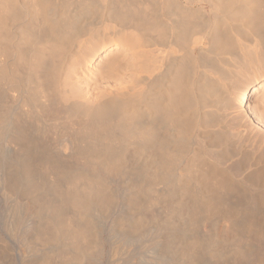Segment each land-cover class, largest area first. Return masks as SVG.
Returning a JSON list of instances; mask_svg holds the SVG:
<instances>
[{
    "label": "rangeland",
    "instance_id": "rangeland-1",
    "mask_svg": "<svg viewBox=\"0 0 264 264\" xmlns=\"http://www.w3.org/2000/svg\"><path fill=\"white\" fill-rule=\"evenodd\" d=\"M32 1L33 0H0V14L3 15V16L0 15V64H1L0 70H2V72L6 73V76L0 82V86L2 85L0 87V98H1L0 99V114H1L0 115V179H1L0 180V264H29V263L30 264H85V263L86 264H186L187 262H188L187 264H193V263L195 264V260L197 258L198 259L196 261V264H211V263L215 264L216 262H218L216 264H220V263L224 264L226 262V258H228L227 262H230L231 260H233V257H237V256H239L242 259L243 263L241 262L240 264H244V263L245 264H264V257L262 256L263 257V258L261 257L262 259L258 257V259H257L256 258L257 255H255L256 251L258 250V247L259 246L263 247V245H264V195H263L264 194V187H263L264 186V184H263L264 183V134H263L264 133V90L261 91L257 95V98H255V100L257 99V101L255 103L256 104V114L260 118L259 117H252L250 115L246 116V114H244L243 112L241 113V115H242L241 116L239 113V112H241V107H239L240 105L236 101H234L232 103L233 105H231L233 108L232 107L231 108L230 107L229 108H222V107L218 108V106H217L218 104H216V103H217V100L219 98L218 97V94L220 93L219 89L221 90V83L225 82V81H223L225 78L223 77V75L221 73H218L220 71L219 70L217 71L216 67L211 66V63H212L211 59H210L211 57H209V56H212V54L210 53L211 47L209 46V44H207V41L204 42L202 44V46H204V47H203V49H201V52L198 49L195 52H196V55L197 54L199 55V57L203 56L204 59L206 61H208L210 64L203 66V68H202L203 71H200L201 73L196 71L197 74L195 76H192L191 80H193L196 83L198 81L197 86L200 83V81L202 83V84L201 83L199 84L200 86L205 84V82L211 83L212 86L214 84V89L212 88L211 90H209L208 94H210V96H209L210 99L207 96V98H206L207 101H206V99L202 95L201 99H200L201 101H199L200 106L195 107V105L194 106L192 105L191 107H189L187 109L185 115L187 114L186 116H189L188 119L193 120L196 123V125L192 124L191 123L192 121H191L190 122L191 125L190 124L186 125L189 128V130H187V133L184 132L186 136L182 135L184 133H181L180 132L181 130L179 131V127H178V124L176 122L171 123L170 124L171 126H168L167 124L165 125L164 123H170V121H169L170 118L165 119V117H166L165 115L157 114L158 112H156V109L153 107H151V109H150V107H148V108L144 107L145 106L144 103L146 100L145 98H147L146 94H145V90L148 87L146 84L148 82L147 79L151 74V70L153 69L152 67L153 66L155 67V65H156V62H154L155 63V65H154V63L152 62L153 63L152 64L150 61V60L155 61L154 58L151 59L150 56L153 57V55H151V54H154L153 49L155 48L156 44L155 45L153 44L154 47L150 44L152 43L151 38L154 39L155 38L154 36H156L155 35L156 33L154 34V36H152L153 32L148 31L147 34L151 35L150 38L148 35L144 34L146 32H144L141 36L139 34L140 38L142 37V39H140V40L141 41L144 40L143 41L144 43L149 44V47L145 48L142 46V44H140L141 41H138L139 43L136 41H132L133 40L131 37L132 35H130V33H129L130 29H128V30L127 29H122V30L118 29L117 31H113V30L110 31L108 29L105 30L104 29L105 26L106 25L108 26V24H109V23H107L109 21H105L102 24H97V26H99V27L96 26V28H93V31H90V32L88 31L89 33H87V32H86V34L82 33L84 35L79 34V36L77 34L76 35L77 37L76 36L74 37V35L71 34L72 36L70 35L71 37H69V39H68L67 34L69 35V31L72 30V27L70 28V26L74 27L75 24H76L75 26H78L77 23L80 24L79 14L77 13V10L76 11L74 10L76 8L78 9V7L80 6L79 0H75L74 2L72 0H68L69 4L67 5V7H68V10H71V14H70L71 17L67 16L68 19H66L67 17H64L65 20H63L64 18L63 19L57 18L58 15H56V13H55V9L57 7L54 4L56 0H52L53 2L50 0L51 2H50V4H48L50 6L48 7V5H47V8H49V10L47 11V16L49 15L48 18H51L52 21H54V20L57 21L60 25H62L61 27H63L62 28L63 30L66 29L65 27H69V28H67V31L66 30L64 31L66 33V34L63 33V35H62V37H63L62 39H64V40L59 45H62L63 49H65L66 45H68L69 46L68 49L69 50L71 49V50L70 51L67 49L62 50V48H61L62 46H61L60 47L61 49H58V51H56V53H55L54 50H51V48H50V42H47L46 46H45V44H40V45L37 44L36 46H41L42 48H45V49H47L46 47H48V51L44 49L45 52L47 51L44 56L46 57L47 60H49L50 64H52V66L58 64L57 61L64 56V58H65V59H63L64 64L62 63L61 67L57 70V72H56L57 73V78H56L57 80L54 79V81L56 80V83L58 86L66 89L65 91L62 90L65 94L64 97H62L63 101H65V102L75 101L77 103L79 102V104H80V105H77L75 107L77 111H75V109L72 110V112H73L72 118L84 117V113H85L84 106L86 105V103H87V105L89 104V105L95 106L96 104H99V103L101 104V103L105 102L108 97H114V98H118L119 101H117V102L112 101L111 107H112V104L114 106V103L116 106H118L117 110H119V112L121 113V116L123 115L122 116V118L124 119L123 122L126 124V128H124L125 127L124 123H121V124L119 123L120 129L121 130L125 129L124 131H118L119 128H118L117 122L114 123L115 126L114 125L111 126V128H110L111 132H109V134L106 137L108 143L105 142L106 140H104L102 143L100 141L98 142V140H97V141H95L97 143H95V142L92 143L93 146H92V144L90 145L89 150H86V147H84V146H86V144L83 145V143H82V145H81L82 150H81V146H79V150H81L82 153H75V152L71 151V148L68 144V141H64L62 143V154L61 153L59 154L56 152V149L54 148V146H55L54 143H55V138H56L55 131L57 130V132H61V133L66 132V131H72V132L76 133L78 131H75V130H79L76 125H72V124L68 123V121H66L65 118H64V120H63V118H61L62 121H58L57 125H54L52 127L53 130L49 129L46 131L45 125H42V122L40 120H38V123H37L36 120L33 119L36 116H34V117L32 116L29 119H26V121H25L26 123L22 122L24 120L19 118V114H20L19 110L21 111V109H20L21 105H23V108L25 110L34 111V108H33V105L31 102L30 103L26 102L25 104L24 103L22 104L20 99H18L21 96H23V94L24 95H27L30 93L35 94L34 93L35 91L30 89L29 85L27 84V80L25 78V77H27L26 76L27 72L25 71V68H24L25 63L22 62V60H23L22 57H24V54H25V56H27L29 54H34V53H31L32 46H34V45H32V43L25 42L26 40L24 41V39L26 38L24 35L26 33H24V31H23V29L25 28L23 26L26 25V27H27V22L29 21L28 11H30L34 7V4L32 3ZM92 1H94V0H92ZM99 1L103 4L106 0H99ZM178 1L183 2L184 0H178ZM75 3H77L78 5L77 4L75 5ZM73 5L76 6V7L74 6L75 7L74 9H73ZM140 5L142 8L143 5L142 4H140ZM149 5H150V3H149ZM202 6L204 9L203 12H205L207 15V16L205 15L206 17H208V15L210 16L212 14L213 15L211 16V18H214L215 16H217L213 12V10L210 8V5L208 3L204 2V3H202ZM143 7H145V5ZM209 8H210V10H209ZM10 9H12V10H10ZM13 9H14V11H13ZM95 10H96L95 8H92V11H94L93 13L97 16ZM149 10L150 11H148V12L151 14L152 17L150 16V14H148L150 17L148 15L147 16L149 19L148 22L151 23L153 20L152 19L153 18V15H152L153 12L151 11L152 9H149ZM26 14H28V15H26ZM94 14L93 15L91 14V15L94 17L95 16ZM4 15H5V17H4ZM66 21H70V22H66ZM262 21H264V19H262L260 22H258V23H260L259 26L261 25V27L263 26ZM64 22H66V23H64ZM71 22H73V23H71ZM70 23H71V25H70ZM63 24L64 25L68 24V25L64 27ZM238 26L236 27V30H231V31L228 30L231 32V36H233V37H231L229 35L230 32H228L226 30V29H228L226 27V25L223 24L220 26L221 32H222L221 29H223L222 34L224 32H226L227 34H224V35H227V37L230 36L231 39L234 38V42L237 41L236 43H238V45L236 46V50H235L236 53H234L232 55L227 54L228 56H226L229 59V63H230L227 66V69L229 70V72H231V77H228L227 78L228 80L227 79H225V80H226V82L231 80L230 84H229V82H228V84H229L230 93H233V94H240L243 91V88L245 86H247L253 79L264 74V61H263L264 60V57H263L264 56V51H263L264 50V43H263V39H261L262 36L264 37V35H263L264 33L261 31L260 32L258 31V33L262 34L261 37H259L258 35L257 36L255 35V37H252V35L248 37V35L247 36L243 35L242 34L243 32L241 33V30H243V27L242 26L238 27ZM79 27H81V26H79ZM244 27H246V26H244ZM261 27H259V30L262 29ZM68 29H70V30H68ZM239 29H240V31H238ZM262 30L264 31V28ZM237 31L240 32V34ZM92 32H94V33H92ZM98 32H100V33H98ZM101 32L104 33V34L102 33V35L107 36L106 39H102ZM115 34L117 37L115 36ZM143 35H145V36H143ZM241 35H242V37L245 36V38L242 39V37H240ZM113 36L116 38L114 39ZM195 37H199V34L196 33ZM129 38H130V41L128 40ZM22 39H23V41H22ZM125 39L129 42L130 45L132 43L133 44L131 46L127 45L128 47L125 46L128 43ZM145 39H147V41H150V42L147 43V41H145ZM235 39H237V40H235ZM245 39L246 40L248 39L247 43H246ZM249 39L251 40V42ZM257 41H259V42L257 43ZM67 42L69 44H67ZM253 43L255 46L253 45ZM111 45H114L115 48L112 50L106 51V50H108V48ZM232 45H233V42H232ZM248 45H250V47ZM57 48H59V47H57ZM237 48H239V49H237ZM84 49H86V50L84 51ZM60 50H61V52H64V51L66 52V50H67V53L64 52L65 55L63 53L61 54ZM206 50L208 51V54H210L209 56H207L208 54H206L207 53ZM242 50H243V52H242ZM86 51L88 53V57H87V55L86 56L84 55V52L86 53ZM58 52H60V53H58ZM244 52H245V54H244ZM89 53H91V54H89ZM48 54L51 56H47ZM139 54H140V56H139ZM141 55H143V57ZM45 57H44V59H45ZM85 57H87V59ZM208 58H209V60H208ZM248 60H250V61H248ZM17 61H19L21 63H19ZM143 61H144V63H143ZM245 62H246V64H244ZM18 63H19V65H17ZM68 64H69V66H68ZM115 65H117L116 67L122 68L123 71L121 69H120L121 71L118 70V74H121V77H119L120 75H117V76L115 75V74H117V70L115 71L116 68L114 67ZM146 65H148V67ZM2 67H4L5 69L4 68L2 69ZM113 67H114V69H112ZM146 69H147V71H145ZM244 69H245V71H244ZM113 72H115V73H113ZM119 72H121V73H119ZM58 73H59V75H58ZM147 74H149V75H147ZM128 75H130V76H128ZM118 80L121 82L119 83ZM219 82H220V85H219ZM200 86H198V87L201 88ZM230 86L232 87V89H230ZM152 87H153V90L151 88L149 89L150 95H148V96L150 98L153 96V94L155 93V90H156L155 89L156 86H154V83L152 84ZM26 89L30 90L31 92L28 93L29 91H26ZM129 89H131V90H129ZM132 91H134V92H132ZM105 92H106V94H105ZM35 95H32V97ZM37 98L39 99L40 97H37ZM34 99H36V98H34ZM38 99L35 102L38 103L40 100V99L39 100ZM19 103H21V104H19ZM83 103L85 105H83ZM2 105H4V106H2ZM113 110L116 111V108L114 107ZM75 112H76V114H75ZM194 116H196V117H194ZM93 117H94V115H93ZM125 118H127L128 121L125 120ZM16 119L22 120L21 123L24 126V128L26 129V134H27L28 139H26V141L23 142V144H25L24 145L25 147L22 146L20 141L14 142L15 143L14 144L10 140L11 137L13 136V130H14L13 125L15 123H17V122H15V121H17ZM238 120H240V121H238ZM10 121H12V122H10ZM121 121H122V119H121ZM65 123H67V124H65ZM259 123H261V124H259ZM39 125L42 128L37 129L39 127ZM59 125L61 127L62 126L63 127L61 128ZM122 125L124 127H122ZM244 125H246V126H244ZM167 127L168 128L170 127L169 130L167 129ZM34 128H36V129H34ZM229 128H230V130H229ZM176 129H178V130L176 131ZM255 129H256V131H255ZM262 129H263V131H261ZM63 130H66V131H63ZM166 130H167V132H165ZM241 130H244V131H241ZM251 130H252V132H251ZM259 130L262 133H260ZM52 131H54V132H52ZM178 131L182 135L181 138L184 140H182L180 138V136H178V135H180ZM125 132L127 134V135L125 134L126 137L124 136ZM157 132L159 134H157ZM172 132H174V133H172ZM175 132H177L178 134ZM224 132L226 135L224 134ZM111 133H113V135ZM152 133L154 135H152ZM255 133H258V134L260 133L259 134L260 136L258 137V135H257V137H256ZM150 134L153 137H150ZM162 134L164 135L163 138H165V136L167 134L171 135V140L170 139L168 140L165 138L164 143H166V144L160 147L159 146V140H162L161 139L162 137H160ZM203 134H204V136H202ZM111 135H112V139L110 138ZM206 135H208V136H206ZM220 135H221V137H219ZM47 136L49 139H47ZM225 136L226 137L228 136V137L226 138ZM113 137H115V139ZM159 137H160V139H159ZM177 137L179 140L177 139ZM122 138L123 139L127 138V139L123 140ZM110 139L113 141H110V143H109L108 140H110ZM185 139H187V140H185ZM32 140H34V141H32ZM254 140L257 142H255ZM166 141L167 142L169 141V142L167 143ZM184 141L186 144H183ZM105 143L110 144L111 147L107 144L104 145ZM239 143H240V145H239ZM44 144H45V146H44ZM183 145H184V147H183ZM38 146L40 148H42V150H44V151L48 149L47 151L49 154L46 153L47 154L46 155L45 152H47V151L44 152V156L47 159L46 160L42 159V161H49L50 164H53L54 162L53 163H51V162L56 160V164H54V165L59 166L58 170L46 171L47 170L46 166H43L37 160L36 161L37 163L35 162L36 163L35 167L38 168V169H36V172H33L32 174L27 173V171H26L27 160H28V158H31L32 155L35 156L36 158L38 157V155L36 154V151H35V149L37 150ZM104 146H106V147L104 148ZM220 146L223 149L220 148ZM23 147H24V149H23ZM152 148L153 149L156 148V149L153 150ZM164 148L168 149L169 152L172 151L173 153L170 152L171 153L170 154L168 152V154H167V150L166 149L164 150ZM217 148H219V149H217ZM92 149L94 151H92ZM151 149L153 150V152L158 151L160 155L158 154V152L156 154L154 153L155 155H153L152 154L153 152H151ZM173 149H174V151H173ZM240 149H242V150H240ZM31 150H32V152H31ZM83 150H85V151H83ZM233 150L235 151V153ZM49 151H51V152H49ZM231 151H232V154H231ZM105 152H108V153H106L107 155L105 154ZM113 153L116 155H114ZM196 153H197V155H196ZM50 154H51V156H50ZM172 154H174L175 157ZM218 154H219V156H217ZM241 154H244L243 157ZM256 154L258 156H256ZM117 155L119 156V158ZM167 155H169L170 158ZM171 155L173 157H171ZM225 155H226V158H225ZM231 155L232 156L234 155V156L232 157ZM247 155H248V157H246ZM108 156H109V159H108ZM110 156L111 157L114 156L112 158H114V160H115V162H114L115 165L113 164V159H111ZM49 157H50V160H48ZM157 157H160V158H157ZM254 157L256 160L254 159ZM19 158H21V159H19ZM259 158H260V160H259ZM88 159H90V160L88 161ZM121 160L124 162H120ZM157 160L158 161L163 160L164 163L160 162V161L159 162L163 163L164 166H163V164L160 165V163H157ZM244 161H245V163H244ZM57 162L59 165L57 164ZM214 162H215V164H214ZM90 163H92V164H90ZM109 163H110V165H108ZM37 164H38V166H37ZM61 166L63 169L61 168ZM161 166H162V168H164L166 166V169L162 170ZM65 167H66V170H64ZM108 170L109 171L111 170L112 172L111 171L109 172ZM171 171H172V173H171ZM257 172H258V174H256ZM39 173L41 174V176ZM249 173H251L253 175V177ZM43 174H44V176H42ZM65 174H66V176H65ZM247 174L249 176H247ZM261 174H262V176H261ZM81 175H83L84 177L83 176L79 177ZM85 175H88V176L86 177ZM6 176L10 177V179H12V181L14 182V189L10 193L9 192L6 193V188H5L6 184H5V179H4V178H6ZM45 176L46 177L49 176V177L46 178ZM257 176L260 178L258 179ZM44 177H45V179H44ZM65 177L66 178L68 177V178L66 179ZM78 177L80 179V182L81 181H83V182L80 183L78 180ZM256 178H257V181H256ZM76 179H77V181H75ZM91 179H93V180L95 179V180L93 181ZM73 180L77 184V186H74L75 190H72V189H74L73 185H76V184H74ZM91 181L97 183V185ZM89 182H91V183H89ZM255 182L257 185L255 184ZM67 183H68V185H67ZM47 184H49V185H47ZM90 184L94 185L93 188ZM184 184L187 187H185ZM21 185H22V187H21ZM88 185H90V186H88ZM261 185H262V187H260ZM56 186H57V188H56ZM60 186L63 187V188H61V190L63 189V191H66V189L71 190L70 195H75V194H76V196L78 195L77 197L75 196L76 197L75 199L73 198L74 196H70V199L68 201V204L70 203L69 204L70 206L74 202L78 203L77 204L78 207H76L77 205L74 203L72 205V206L75 205L74 207L71 206L70 208H68L69 209L68 213H70L72 216L71 217L69 214V218H71L72 220L74 218L73 221L71 220L72 226L75 223H78L75 225V227L74 226L73 227L76 229L80 227L79 229H83V230L85 229L86 230V235H85L86 237H84V239H82V241L80 242L79 246L77 247L78 250L76 248H75L76 249L75 250V249L71 248V246L69 247L67 245L69 242L67 240L66 234L64 233L65 232L64 230H61V231L59 230L60 231L59 232L58 229H56V230L53 229V231L54 230L55 231L53 232L52 230H50V234L48 236L49 238L41 237L42 239H39V237H40L39 236L38 239L35 237L36 241H34L35 239H33L35 234L37 233V230L34 229V227L36 228L35 220H36V222H38L37 220H39V218H40V220L41 219L44 220L45 219L44 217L47 216V214H46L47 211L43 207L44 204H43L42 208H41V204L43 203V201H44V203H46V200L53 199L54 198V197H52L54 195L53 192L55 193V192H57V190H60V188L58 189V187H60ZM65 186L67 188H65ZM81 186H82V188H81ZM256 186H258V187H256ZM68 187H70L71 189ZM89 187H90V190H92L93 192L89 191ZM96 187H99L100 190L102 189L101 191L99 190V192L104 191L102 193H104V195L107 194L106 195V200H108L107 202L103 201V199H100L101 198L99 196L100 194L99 195L96 194L97 193L96 191L98 189ZM219 187H220V189H219ZM64 188H65V190H64ZM182 189H183V191H181ZM49 190H51V191H49ZM69 190H67V191H69ZM72 192H75V194H73ZM25 193H27V194H25ZM77 193H79L81 196ZM25 195H27L28 197H26ZM205 196H206V198H205ZM22 197H24L23 198L24 200L22 199ZM180 197H182V198H180ZM154 198L157 200L159 199V200L155 201ZM160 198L163 200H161ZM208 198H209V201H208ZM76 199L78 202L72 201V200H76ZM181 200H182V202H181ZM18 201H19V203H17ZM83 201H85V202L83 203ZM215 201H217V202H215ZM71 202H73V203L71 204ZM211 202H213V203H211ZM24 203H26V204L28 203L27 207H26V204H24ZM22 204H24V205H22ZM81 204H82V206H81ZM105 204H107V205H105ZM224 204H226V205H224ZM18 205H19V207H18ZM227 205H228V208H227ZM28 206L32 207V209L33 210L35 209V210L33 211ZM37 206H38V208H37ZM232 206L234 207V209ZM39 207L41 208V210H45L46 213H44V211L41 212V210L39 212V209H40ZM82 207H84V208H82ZM72 208H74V209L76 208L77 211L74 209L70 210ZM79 208H80V210H79ZM31 210L34 213L35 212L36 213L39 212V214L44 213V216H43V214H41L42 215L41 216L38 213L37 214L40 217L38 215L36 217L33 215L30 216ZM191 210H193V211H191ZM74 211H75V213H74ZM75 214H77V217ZM78 215H80L81 217ZM195 216L198 220L199 219L200 220L196 222V220H195L196 218H194ZM224 217H230L232 221L235 220V222L234 221L232 222L233 230H234L233 233L234 232L235 233L233 234L232 237H229V238L225 237V240L220 239L221 241L223 240V242H226V243L228 242L227 244L220 242V240L216 241L215 237L211 238V239H214L216 242L219 243V244H217V243H215L214 240L211 241V239H208L207 233L209 235V231L210 232L212 231V229H210V228H213V229H214V227L217 228L216 225L220 224V222L222 221V219ZM232 217H233V219H232ZM76 218L78 220H76ZM80 218H81V221H80ZM203 218H205L206 221ZM218 220H219V222H218ZM73 222H75V223H73ZM245 222L255 224L256 227L258 226L257 227L258 229L253 227L254 231H252L251 224H247V223L244 224ZM253 222H255V223H253ZM10 223H11V225H10ZM79 223H81V224H79ZM212 223L213 224L215 223V224L213 225ZM255 225H252V226H255ZM84 226L87 228H84ZM249 227H250V229H248ZM31 228H33L35 230V234L33 233L34 230ZM244 228L248 229L247 232H246V229H244ZM240 229H243V230L241 231ZM250 230L253 233H250L251 232ZM248 231H250V232L248 233ZM30 232L32 234H30ZM236 232L237 233L240 232V235L241 234H243V235L238 236L239 233L237 235ZM245 232H246L247 236L249 235L248 237H250V235L252 234V237H250V238L253 239V237H254L255 239L250 240V238L245 236L246 234L244 235ZM254 232L256 234H254ZM259 232H260V234H259ZM195 234H197V235H195ZM256 235H258V236H256ZM36 236H37V234H36ZM196 236H198V237H196ZM244 236H245V239L243 238ZM259 237L261 238L260 241H263L262 245H261V243H260V245L258 243L259 242L258 240L260 239ZM237 238H238V242L236 241ZM240 238H242V239H240ZM246 238H248V239L246 240ZM203 239H205V240H203ZM182 240H184V241L180 242ZM193 240H196L195 241L196 243ZM209 240L212 242V244H211V242H208ZM240 240H242L244 242H242ZM191 242L195 243V244H193L195 246V251H196V252H194V254H195V255H193L194 257L191 256L189 253H187L185 251V247H184L185 245L186 246L189 245V243H191ZM31 243H33V244H31ZM65 243H67V244H65ZM179 243H182V245ZM186 243H188V244H186ZM192 243L189 246H191ZM220 243H222L223 246H221ZM122 244H124V246L129 245L128 247L126 246L127 252L126 251H124V252L118 251L119 254H117V246L122 245ZM130 244H132V245H130ZM205 244H207V248L205 247L206 246ZM209 244L211 246H209ZM216 244L221 246V247L220 248H219V246L217 247ZM26 245H28V246H26ZM30 245H31V247H30ZM33 245H35V246L33 247ZM179 245H180V247H179ZM224 245H225V248H224ZM32 247H33V250H32ZM79 247L82 248V250ZM196 247L199 248L200 251L196 250ZM222 247H223V249H222ZM68 248H70L72 250H70ZM218 248L220 250L219 254H221V252H222L221 249H222L223 252L226 253V254H224L222 252V254L228 255L230 257L231 256L230 253H232V255H234V256L233 257L231 256L232 258L231 257L230 258L229 257L223 258L222 254H221L219 258L217 257L218 259H221L220 261H218L217 258H215L217 255L219 256V254H217ZM30 249L32 250L31 252H30ZM182 249H184L185 252ZM208 249H210V250H208ZM213 249H215V250L217 249V251H215ZM224 249L226 251L227 250L228 251L226 252V251H224ZM34 250H35V252H34ZM80 250L82 251V253ZM201 250L203 252H201ZM211 250H212V252L214 251L213 254L210 252ZM58 251H59V253H58ZM78 251H79V255L77 254ZM198 251H199V253H197ZM253 251H254V253H253ZM113 252H114V254H113ZM181 252H183V253H181ZM215 252H217V253H215ZM82 254H83V258H82ZM215 254H217V255H215ZM196 255H199V256H196ZM214 255H215V257H214ZM84 257L85 258L87 257L89 260L87 258L85 259ZM191 257H193V258H191ZM183 258H185V259L187 258V259L185 260ZM208 258H210V259H208ZM255 258H256V261L258 263H256V261H254ZM199 259L201 260L200 262H199ZM229 259H231V260L229 261ZM260 259L262 260L263 263L261 262ZM189 260H191L190 261L191 263L189 262ZM223 261H225V262H223Z\"/></svg>",
    "mask_w": 264,
    "mask_h": 264
},
{
    "label": "bare ground",
    "instance_id": "bare-ground-1",
    "mask_svg": "<svg viewBox=\"0 0 264 264\" xmlns=\"http://www.w3.org/2000/svg\"><path fill=\"white\" fill-rule=\"evenodd\" d=\"M52 1V0H51ZM50 0H33L32 1V3L34 4V7L30 10V11H28V14H29V21L27 22V27H26V25L25 26H23V27H25L24 29H23V31H24V33H26L24 36L26 37L25 39H24V41L25 42H29V43H32V45H34V46H32V50H31V53H34V54H29V55H27V56H25V54H24V57H22L23 58V60H22V62L23 63H25L24 65H25V71L27 72V77H25L26 78V80H27V84L29 85V88L30 89H32V90H34L33 92L36 94H31L30 92V90H27L26 89V91H29L28 93H30V94H27V95H24L23 94V96H21L20 94V98H18V99H20V101L22 102V104L24 103H26V102H31L32 103V105H33V108H34V111H31V110H25L24 108H23V105H21L20 107V109H21V111L19 110V118L20 119H22V120H24V121H22V120H20V119H16L17 121H15V122H17V123H13L14 125V130H13V136L11 137V142H18V141H20L21 142V144H22V146H24L25 144H23V142L24 141H26V139H28V137H27V134H26V129L24 128V126L22 125V123H21V121L22 122H24V123H26L25 121H26V119H29L30 117H34V116H36V117H34L33 119L34 120H36V122L38 123V120H40L41 122H42V125H45V130L47 131V130H49V129H51V130H53L52 129V127L54 126V125H57V123H58V121H62V119L61 118H63V120H64V118H65V120L66 121H68V123H70V124H72V125H76L77 127H78V129L79 130H75V131H78V132H72V131H66V130H63V131H66V132H57V130L55 131V133H56V138H55V146H54V148L56 149V152L57 153H61L62 154V143L64 142V141H68V144H69V146H70V148H71V151H73V152H75V153H82V143H83V145L84 144H86V146H84V147H86V150H89L90 149V145L92 144V143H94L95 141H97L98 140V142L100 141L101 143L104 141V140H106L105 142H107V135L109 134V132H111V130H110V128H111V126H115V122H117V125H118V131H124L125 129L124 128H126V124L123 122L124 121V119L122 118V116H121V113L119 112V110H117V107L118 106H116L115 105V103H114V106H113V104H112V107H111V103H112V101H115V102H117V101H119L118 100V98H114V97H108L107 99H106V101L105 102H103V103H99V104H96L95 106H92V105H87V103H86V105L83 103V105H85L84 106V108H85V113H84V117H82V118H80V117H74V118H72V110H74L75 109V111H77L76 110V106L77 105H80L79 104V102L77 103V102H75V101H70V102H65V101H63L62 100V97H64V92L63 91H65L66 89H64L63 87H60V86H58L57 85V83H56V78H57V70L61 67V65H62V63L64 64V62H63V59H65L64 58V56L62 57V58H60L58 61H57V63L58 64H56V65H53L52 66V64H50V62H49V60H47L46 59V57L44 56L45 54H46V52L48 51V47H46L47 49H45V48H42L41 46H36L37 44H45V46H46V44H47V42H50V48H51V50H54V52L56 53V51H58V49H61L62 48V50H65V49H67V50H69L68 48H69V46L68 45H66V47H65V49H63V46L62 45H59L60 43H62V41L64 40V39H62L63 37H62V35H63V33H65L64 31L66 30L67 31V28H69V27H65V26H67L66 24L64 25V27L66 28L65 30H63L62 28L63 27H61L62 25H60L57 21H55L54 19V21H52L51 20V18H48V16H47V11L49 10V8H47V5L48 4H50V2H51ZM73 2L75 1V0H72ZM17 2V1H16ZM53 2V1H52ZM72 2V3H73ZM204 2H206V3H208L209 5H210V8L213 10V12L217 15V16H215L214 18H211V16L213 15H208V17H206L207 15H206V13L205 12H203V6H202V3H204ZM78 3V2H77ZM77 3H75V5L77 4ZM149 3H150V5H149ZM53 4V3H52ZM55 5H56V9H55V13H56V15H58L57 16V18L58 19H63L64 17H71V10H68V7H67V5L69 4V2H68V0H56L55 1V3H54ZM74 4V3H73ZM140 4H142L143 6L145 5V7H143L142 6V8H141V5ZM147 4V5H146ZM181 4V5H180ZM75 5H73V9L76 7ZM78 5V4H77ZM79 7H78V9L76 8V9H74L75 11L77 10V13L79 14V19H80V24L79 23H77L78 24V26H75L74 25V27L73 26H70V28L72 27V30H70V29H68V30H70L69 31V35L67 34V36H68V39H69V37H71L72 35L71 34H73L74 35V37L78 34V36H79V34L80 35H84V34H82V33H85L86 34V32L87 33H89L90 31H93V28H96V26H97V24H102L103 22H105V21H109V22H107V23H109L108 24V26L106 25L105 26V30L106 29H108V30H110V31H117L118 29H130V31H129V33H130V35H132L131 37H132V41H136V42H138V41H141L140 39H142V37L140 38V36L144 33V32H146V33H144V34H146V35H148L149 36V38H150V36L151 35H149V34H147L148 33V31H151V32H153L152 34V36H154V34L156 35V36H154L153 38L154 39H152L151 38V40H152V43L150 44V45H152L153 47H154V45L156 44V46H155V48L153 49V53L154 54H151V55H153V57L152 56H150L151 57V59L152 58H154V60L155 61H152V60H150L151 61V63L153 62H156V65H155V63H154V65H155V67L153 66L152 68V70H151V74H150V76L148 77V82L146 83L147 84V89L145 90V94H146V97L147 98H145L144 100H145V103H144V107H150V109H151V107H153V108H155L156 109V112H158L157 114H160V115H165L164 117H165V119L166 118H170V123H164L165 125L167 124L168 126H171L170 124L171 123H173V122H176L177 124H178V127H179V131L181 132V133H187V130H189V128L186 126L187 124L189 125H191V123L192 124H195L196 125V123L193 121V120H189L188 119V117L189 116H186L185 115V113H186V111H187V109L189 108V107H191L192 105L194 106L195 105V107L197 106H200V102L199 101H201L200 99H201V96L203 95V97L206 99L207 98V96H208V98H209V96H210V94H208L209 93V90H211L212 88L214 89V84H213V86L211 85V83H208V82H205V84H203V85H199L200 83H201V81H200V83L198 84V86H200L201 88H199L198 86H197V83H198V81H197V83L196 82H194L193 80H191L192 79V76H195L197 73H196V71H198V72H200V71H203L202 70V68H203V66H206V65H208V64H210L208 61H206L205 59H204V57L203 56H200L199 57V55L197 54L196 55V50L198 49L200 52H201V49H203V47L204 46H202V44L204 43V42H206L207 41V44H209V46L211 47V51H210V53L212 54V56H209L210 54H208V51H207V53L206 54H208L207 56H209V57H211L210 59H211V66H214V67H216V69H217V71L219 70L220 72H218V73H221L222 75H223V77L225 78V79H227L228 77H231V72H229V70L227 69V66L230 64L229 63V59L226 57V56H228L229 54L230 55H232V54H234V53H236L235 52V50H236V46L238 45V43H236V42H234V38L233 39H231V37H233V36H231V30H236V27L239 25V26H242L243 27V30H241V33L243 34V35H245V36H247L248 35V37L249 36H251L252 35V37H255V35L257 36H259V37H261L262 36V34L261 33H258V31L260 32H263L264 33V31L262 30L264 27V21H262L261 23H262V27H261V25L259 26V24L260 23H258V22H260L262 19H264V0H184L183 2H179L178 0H106L103 4L99 1V0H94V1H92V0H79ZM18 6V5H17ZM50 5H48V7H49ZM75 6V7H74ZM92 8H95L96 10V14H97V16L93 13L94 11H92ZM210 8H209V10H210ZM149 9H152L151 11L153 12V20H152V22L150 23V22H148V14H150L148 11H150ZM10 10H12V9H10ZM9 10V11H10ZM13 11H14V9H13ZM17 11V10H16ZM92 11V12H91ZM74 12V11H73ZM72 12V13H73ZM212 12V11H211ZM17 13V12H16ZM54 13V12H53ZM205 13V14H204ZM18 14V13H17ZM28 14H26V15H28ZM94 14L95 16L93 17L92 15ZM0 15H2V14H0ZM12 15V14H11ZM55 15V14H54ZM148 15V16H147ZM206 15V16H205ZM3 16V15H2ZM19 16V15H18ZM93 18H92V17ZM150 16H151V14H150ZM149 16V17H150ZM4 17H5V15H4ZM27 17V16H26ZM27 17V18H28ZM68 17L66 18V19H68ZM152 17V16H151ZM55 18V17H54ZM56 18V19H57ZM6 19V18H5ZM70 19V18H69ZM63 20H65V18L63 19ZM151 21V20H150ZM63 22V21H62ZM66 22H70V21H66ZM66 22H64V23H66ZM74 22V21H73ZM73 22H71V23H73ZM71 23H70V25H71ZM75 23V22H74ZM226 25V27L228 28V29H226L227 31L228 30H230V31H228V32H230V36L229 37H227V35H224V34H227L226 32H224L223 34H222V32H223V29H221L222 30V32L220 31V26L221 25ZM79 26H81V27H79ZM238 26V27H239ZM244 26H246V27H244ZM61 27V28H60ZM97 27H99V26H97ZM259 27H261L260 29L261 30H259ZM103 29V28H102ZM98 30V29H97ZM126 30V31H127ZM89 31V32H88ZM99 31V30H98ZM125 31V30H124ZM238 31H240V29L238 30ZM237 31V32H238ZM233 32V31H232ZM236 32V31H235ZM234 32V33H235ZM92 33H94V32H92ZM98 33H100V32H98ZM102 33L103 32H101V35H102ZM106 33V32H105ZM110 33V32H109ZM113 33V32H112ZM118 33V32H117ZM199 34V37H195V34ZM233 33V34H234ZM239 34H240V32H238ZM258 33V34H257ZM66 34V33H65ZM104 34V33H103ZM119 34V33H118ZM117 34V35H118ZM139 34H140V36H139ZM261 34V35H260ZM20 35V34H19ZM23 35V34H22ZM27 35V36H26ZM71 35V36H70ZM237 35V34H236ZM254 35V36H253ZM264 35V34H263ZM115 36H116V34H115ZM143 36H145V35H143ZM239 36V35H238ZM245 36H243L242 37V35L240 36V37H242V39H244L245 38ZM23 37V36H22ZM65 37V36H64ZM77 37V36H76ZM89 37V36H88ZM98 37V36H97ZM102 37V39H106L107 38V36H105V35H102L101 36ZM114 37V36H113ZM117 37V36H116ZM116 37H114V39L116 38ZM119 37V36H118ZM121 37V36H120ZM124 37V36H123ZM66 38V37H65ZM90 38V37H89ZM239 38V37H238ZM101 39V38H100ZM99 39V40H100ZM101 39V40H102ZM110 39V38H109ZM120 39V38H119ZM124 39V38H123ZM148 39V38H147ZM147 39H145V41H147ZM260 39V38H259ZM261 39H263V43H264V37L262 36V38ZM100 40V41H101ZM111 40V39H110ZM126 40V39H125ZM129 41H130V38L128 39ZM149 40V39H148ZM233 40V41H232ZM235 40H237V39H235ZM239 40V39H238ZM250 40V39H249ZM253 40V39H252ZM22 41H23V39H22ZM67 41V40H66ZM87 41V40H86ZM118 41V40H117ZM127 41V40H126ZM144 41V40H143ZM143 41H141L140 42V44H142V46L143 47H145V48H148L149 47V44H146V43H144ZM245 41H246V43H247V41H248V39L246 40L245 39ZM255 41V40H254ZM69 42V41H68ZM67 42V44H69ZM71 42V41H70ZM78 42V41H77ZM82 42V41H81ZM116 42V41H115ZM121 42V41H120ZM128 42V41H127ZM135 42V43H136ZM148 42H150V41H147V43ZM232 42H233V45H232ZM239 42V41H238ZM243 42V41H242ZM250 42H251V40H250ZM256 42V41H255ZM259 41H257V43H258ZM24 43V42H23ZM75 43V42H74ZM139 43V42H138ZM236 45H235V44ZM262 43V42H261ZM262 43V44H263ZM71 44V43H70ZM133 44V43H132ZM131 44V45H132ZM154 44V45H153ZM245 44V43H244ZM65 45V44H64ZM81 45V44H80ZM127 45H129V46H131L130 44H129V42L125 45V46H127ZM252 45V44H251ZM253 45H254V43H253ZM260 45V44H259ZM62 46V47H61ZM135 46V45H134ZM249 47H250V45H248ZM255 46V45H254ZM57 47H59V48H57ZM61 47V48H60ZM92 47V46H91ZM128 47V46H127ZM142 47V48H143ZM71 48V47H70ZM95 48V47H94ZM115 48V46L114 45H111L109 48H108V50H106V51H109V50H112V49H114ZM47 50L46 52H45V50ZM130 49V48H129ZM237 49H239V48H237ZM253 49V48H252ZM67 50H66V52L65 53H67ZM71 50V49H70ZM69 50V51H70ZM86 49H84V51H85ZM143 50V49H142ZM247 50V49H246ZM262 50V49H261ZM30 51V50H29ZM91 51V50H90ZM105 51V50H104ZM132 51V50H131ZM249 51V50H248ZM253 51V50H252ZM255 51V50H254ZM264 51V50H263ZM60 52H61V50H60ZM60 52H58V53H60ZM64 52H61V54L63 53L64 55H65V53ZM76 52V51H75ZM89 52V51H88ZM93 52V51H92ZM138 52V51H137ZM242 52H243V50H242ZM131 53V52H130ZM142 53V52H141ZM140 53V54H141ZM152 53V52H151ZM253 53V52H252ZM256 53V52H255ZM51 54V53H50ZM89 54H91V53H89ZM140 54H139V56H140ZM228 54V55H227ZM244 54H245V52H244ZM59 55V54H58ZM84 55L86 56L87 55V57H88V53H87V51H86V53L84 52ZM93 55V54H92ZM241 55V54H240ZM253 55V54H252ZM47 56H51V55H47ZM142 57H143V55H141ZM206 56V55H205ZM206 56V57H207ZM248 56V55H247ZM44 57H45V59H44ZM56 57V56H55ZM87 57H85L86 59H87ZM146 57V56H145ZM264 57V56H263ZM21 58V59H22ZM50 58V57H49ZM54 58V57H53ZM84 58V59H85ZM136 58V57H135ZM19 59V58H18ZM52 59V58H51ZM237 59V58H236ZM241 59V58H240ZM208 60H209V58H208ZM247 60V59H246ZM258 60V59H257ZM86 61V60H85ZM134 61V60H133ZM148 61V60H147ZM242 61V60H241ZM248 61H250V60H248ZM264 61V60H263ZM17 62H19V61H17ZM19 63H21V62H19ZM19 63L17 64V65H19ZM143 63H144V61H143ZM152 63V64H153ZM148 64V63H147ZM244 64H246V62L244 63ZM256 64V63H255ZM1 65V64H0ZM66 66V65H65ZM68 66H69V64H68ZM117 65H115L114 67L116 68L115 69V71L117 70V74H115L116 76L117 75H120L119 77H121V74H118V70H122V68H119V67H116ZM119 66V65H118ZM127 66V65H126ZM134 66V65H133ZM143 66V65H142ZM147 67H148V65H146ZM112 67V66H111ZM114 67L112 68V69H114ZM4 67H2V69H3ZM125 68V67H124ZM140 68V67H139ZM205 68V67H204ZM229 68V67H228ZM250 68V67H249ZM5 69V68H4ZM120 70V71H121ZM24 71V72H25ZM123 71V70H122ZM135 71V70H134ZM144 71V70H143ZM142 71V72H143ZM145 71H147V69L145 70ZM244 71H245V69H244ZM256 71V70H255ZM113 73H115V72H113ZM119 73H121V72H119ZM123 73V72H122ZM126 73V72H125ZM135 73V72H134ZM147 73V72H146ZM201 73V72H200ZM207 73V72H206ZM214 73V72H213ZM245 73V72H244ZM13 74V73H12ZM133 74V73H132ZM149 74H147V75H149ZM58 75H59V73H58ZM135 75V74H134ZM133 75V76H134ZM144 75V74H143ZM199 75V74H198ZM6 76V73L5 72H2V70H0V82L3 80V78ZM13 76V75H12ZM123 76V75H122ZM128 76H130V75H128ZM106 77V76H105ZM114 77V76H113ZM207 77V76H206ZM210 77V76H209ZM107 78V77H106ZM111 78V77H110ZM214 78V77H213ZM238 78V77H237ZM245 78V77H244ZM54 79H56L55 81H54ZM137 79V78H136ZM135 79V80H136ZM205 79V78H204ZM208 79V78H207ZM206 79V80H207ZM212 79V78H211ZM223 80V81H225V82H223V83H221V90L219 89V91H220V93L218 94V100H217V103L216 104H218L217 106H218V108H220V107H222V108H231L232 106L231 105H233L232 103L234 102V101H236V102H238V104L240 105L239 107H241V112H239L240 113V115H241V113L243 112L244 114H246V116L247 115H250V116H252V117H259V116H257V114H256V101H257V99L255 100V98H257V95L261 92V91H263L264 90V74H262V75H260V76H258L257 78H255V79H253L247 86H245L244 88H243V91L240 93V94H233V93H230V90H229V84H230V81H227L226 82V80ZM240 79V78H239ZM25 80V79H24ZM120 80V79H119ZM118 80V81H119ZM132 80V79H131ZM209 80V79H208ZM220 80V79H219ZM228 80V79H227ZM205 81V80H204ZM214 81V80H213ZM222 81V80H221ZM220 81V82H221ZM58 82V81H57ZM121 81H119V83H120ZM131 82V81H130ZM220 82H219V85H220ZM228 82H229V84H228ZM235 82V81H234ZM241 82V81H240ZM97 83V82H96ZM135 83V82H134ZM154 83V86H156V90H155V93L153 94V96L150 98L148 95H150L149 94V89L151 88L152 90H153V87H152V84ZM61 84V83H60ZM104 84V83H103ZM202 84V83H201ZM217 85V84H216ZM2 86V85H1ZM0 86V87H1ZM62 86V85H61ZM218 86V85H217ZM102 87V86H101ZM127 87V86H126ZM142 87V86H141ZM220 87V86H219ZM62 88V89H61ZM129 88V87H128ZM2 89V88H1ZM127 89V88H126ZM230 89H232V87L230 86ZM242 89V88H241ZM3 90V89H2ZM63 90V91H62ZM129 90H131V89H129ZM240 91V90H239ZM132 92H134V91H132ZM213 92V91H212ZM217 92V91H216ZM236 92V91H235ZM2 93V92H1ZM6 93V92H5ZM105 94H106V92H105ZM104 94V95H105ZM208 94V95H207ZM216 94V93H215ZM9 95V94H8ZM32 95H35V96H33L34 98H36V99H34L33 97H32ZM16 96V95H15ZM260 96V95H259ZM37 97H40L39 99L37 98ZM71 97V96H70ZM33 98V99H32ZM1 99V98H0ZM39 100V102L37 103V102H35L36 100ZM61 99V100H60ZM210 99V98H209ZM208 99V100H209ZM5 100V99H4ZM7 100V99H6ZM72 100V99H71ZM99 100V99H98ZM213 100V99H212ZM3 101V100H2ZM95 101V100H94ZM206 101H207V99H206ZM210 101V100H209ZM16 102V101H15ZM81 103V102H80ZM97 103V102H96ZM203 103V102H202ZM258 103V102H257ZM262 103V102H261ZM19 104H21V103H19ZM64 104V105H63ZM82 104V103H81ZM135 104V103H134ZM235 104V103H234ZM18 105V104H17ZM63 105V106H62ZM262 105V104H261ZM2 106H4V105H2ZM116 108V111H114L113 110V108ZM135 107V106H134ZM137 107V106H136ZM143 107V108H144ZM132 108V107H131ZM142 108V107H141ZM233 108V107H232ZM258 108V107H257ZM95 109V110H94ZM97 109V110H96ZM119 109V108H118ZM210 109V108H209ZM260 109V108H259ZM4 110V109H3ZM178 110V111H177ZM190 110V109H189ZM258 110V109H257ZM94 111V112H93ZM118 111V112H117ZM124 111V110H123ZM141 111V110H140ZM4 112V111H3ZM142 112V111H141ZM154 112V111H153ZM189 112V111H188ZM75 114H76V112H75ZM96 114V115H95ZM192 114V113H191ZM238 114V113H237ZM243 114V115H244ZM1 115V114H0ZM18 115V114H17ZM16 115V116H17ZM93 115H94V117H93ZM127 115V114H126ZM190 115V114H189ZM194 115V114H193ZM74 116V115H73ZM76 116V115H75ZM86 116V117H85ZM96 116V117H95ZM142 116V115H141ZM242 116V115H241ZM15 117V116H14ZM143 117V116H142ZM187 117V118H186ZM194 117H196V116H194ZM135 118V117H134ZM234 118V117H233ZM250 118V117H249ZM260 118V117H259ZM258 118V119H259ZM121 119H122V121H121ZM162 119V118H161ZM194 119V118H193ZM239 119V118H238ZM245 119V118H244ZM125 120H127V118H125ZM227 120V119H226ZM249 120V119H248ZM252 120V119H251ZM260 120V119H259ZM128 121V120H127ZM172 121V122H171ZM192 121V122H191ZM238 121H240V120H238ZM10 122H12V121H10ZM136 122V121H135ZM191 122V123H190ZM197 122V121H196ZM228 122V121H227ZM248 122V121H247ZM262 122V121H261ZM36 123V124H37ZM121 123H124V125H125V127L122 125V127H124L123 129L124 130H121L120 129V124ZM127 123V122H126ZM130 123V122H129ZM139 123V122H138ZM251 123V122H250ZM28 124V123H27ZM62 124V123H61ZM60 124V125H61ZM65 124H67V123H65ZM202 124V123H201ZM259 124H261V123H259ZM263 124V123H262ZM29 125V124H28ZM59 125V126H60ZM152 125V124H151ZM254 125V124H253ZM8 126V125H7ZM11 126V125H10ZM133 126V125H132ZM135 126V125H134ZM173 126V125H172ZM201 126V125H200ZM206 126V125H205ZM239 126V125H238ZM244 126H246V125H244ZM262 126V125H261ZM38 127V126H37ZM61 127V126H60ZM63 127V126H62ZM61 127V128H62ZM73 127V126H72ZM121 127V128H122ZM174 127V126H173ZM226 127V126H225ZM242 127V126H241ZM254 127V126H253ZM8 128V127H7ZM40 128H42L40 125H39V127L37 128V129H40ZM115 128V127H114ZM152 128V127H151ZM170 128V127H169ZM169 128L167 127V129L169 130ZM192 128V127H191ZM207 128V127H206ZM205 128V129H206ZM243 128V127H242ZM34 129H36V128H34ZM64 129V128H63ZM67 129V128H66ZM150 129V128H149ZM44 130V131H45ZM173 130V129H172ZM171 130V131H172ZM178 129H176V131H177ZM229 130H230V128H229ZM127 131V130H126ZM140 131V130H139ZM145 131V130H144ZM178 131V132H179ZM241 131H244V130H241ZM255 131H256V129H255ZM254 131V132H255ZM260 131V130H259ZM261 131H263V129L261 130ZM260 131V133H262ZM43 132V131H42ZM52 132H54V131H52ZM164 132V131H163ZM165 132H167V130L165 131ZM180 132H179V134H180ZM237 132V131H236ZM248 132V131H247ZM251 132H252V130H251ZM11 133V132H10ZM49 133V132H48ZM61 133V134H60ZM172 133H174V132H172ZM175 133H177V132H175ZM185 133L184 134H182V135H185ZM222 133V132H221ZM241 133V132H240ZM259 133V134H260ZM112 135H113V133H111ZM125 134H126V132L124 133V136H125ZM140 134V133H139ZM142 134V133H141ZM157 134H159L158 132H157ZM171 134V133H170ZM178 134V133H177ZM210 134V133H209ZM224 134H225V132H224ZM242 134V133H241ZM248 134V133H247ZM252 134V133H251ZM256 134V137H257V135H258V137L260 136L258 133H255ZM264 134V133H263ZM35 135V134H34ZM49 135V134H48ZM51 135V134H50ZM112 135H111V139H112ZM127 135V134H126ZM152 135H154L153 133H152ZM166 135V134H165ZM174 135V134H173ZM181 134L180 135H178V136H180V138H181V136H182ZM226 135V134H225ZM229 135V134H228ZM239 135V134H238ZM118 136V135H117ZM116 136V137H117ZM186 136V135H185ZM184 136V137H185ZM202 136H204V134L202 135ZM206 136H208V135H206ZM223 136V135H222ZM242 136V135H241ZM263 136V135H262ZM44 137V136H43ZM126 137V136H125ZM149 137V136H148ZM150 137H153V136H151V134H150ZM157 137V136H156ZM160 137H162L161 139L162 140H159V146L161 147V146H163V145H165L166 143H164L165 142V138L166 139H170L171 140V135H169V134H167L166 136H165V138H163L164 137V135L162 134ZM160 137H159V139H160ZM219 137H221V135L219 136ZM226 137V136H225ZM228 137V136H227ZM226 137V138H227ZM237 137V136H236ZM245 137V136H244ZM45 138V137H44ZM114 139H115V137H113ZM118 138V137H117ZM124 138V137H123ZM122 138V139H123ZM196 138V137H195ZM242 138V137H241ZM251 138V137H250ZM5 139V138H4ZM9 139V138H8ZM47 139H49L48 138V136H47ZM101 139V140H100ZM103 139V140H102ZM108 140L109 141V143H110V141H113V140ZM121 139V140H122ZM125 139H127V138H125ZM125 139H123V140H125ZM143 139V138H142ZM173 139V138H172ZM177 139H178V137H177ZM176 139V140H177ZM182 139V138H181ZM222 139V138H221ZM235 139V138H234ZM248 139V138H247ZM257 139V138H256ZM43 140V139H42ZM45 140V139H44ZM179 140V139H178ZM182 140H184V139H182ZM185 140H187V139H185ZM224 140V139H223ZM227 140V139H226ZM232 140V139H231ZM230 140V141H231ZM246 140V139H245ZM251 140V139H250ZM259 140V139H258ZM32 141H34V140H32ZM155 141V140H154ZM196 141V140H195ZM212 141V140H211ZM220 141V140H219ZM249 141V140H248ZM255 141V140H254ZM44 142V141H43ZM156 142V141H155ZM167 142V141H166ZM169 142V141H168ZM167 142V143H168ZM224 142V141H223ZM227 142V141H226ZM252 142V141H251ZM255 142H257V141H255ZM262 142V141H261ZM35 143V142H34ZM46 143V142H45ZM95 143H97V142H95ZM108 143V142H107ZM107 143H105L104 145H106ZM199 143V142H198ZM202 143V142H201ZM225 143V142H224ZM263 143V142H262ZM11 144V143H10ZM15 144V143H14ZM17 144V143H16ZM28 144V143H27ZM53 144V145H54ZM157 144V143H156ZM182 144V143H181ZM183 144H186L185 143V141L183 142ZM223 144V143H222ZM254 144V143H253ZM30 145V144H29ZM52 145V144H51ZM107 145H109L110 146V144H107ZM217 145V144H216ZM233 145V144H232ZM239 145H240V143H239ZM263 145V144H262ZM36 146V145H35ZM44 146H45V144H44ZM79 146H81V150H79ZM92 146H93V144H92ZM167 146V145H166ZM165 146V147H166ZM215 146V145H214ZM231 146V145H230ZM17 147V146H16ZM25 147V146H24ZM24 147H23V149H24ZM50 147V146H49ZM106 146H104V148H105ZM111 147V146H110ZM168 147V146H167ZM179 147V146H178ZM183 147H184V145H183ZM216 147V146H215ZM218 147V146H217ZM225 147V146H224ZM241 147V146H240ZM251 147V146H250ZM31 148V147H30ZM37 148V147H36ZM103 148V149H104ZM169 148V147H168ZM210 148V147H209ZM214 148V147H213ZM220 148H222L221 146H220ZM227 148V147H226ZM234 148V147H233ZM261 148V147H260ZM45 149V148H44ZM84 149V148H83ZM153 149V148H152ZM151 149V152H153V150L154 149H156V148H154L153 150ZM166 148H164V150H165ZM217 149H219V148H217ZM223 149V148H222ZM243 149V148H242ZM242 149H240V150H242ZM19 150V149H18ZM27 150V149H26ZM48 150V149H47ZM47 150H45V151H47ZM50 150V149H49ZM122 150V149H121ZM167 150V154H168V149H166ZM171 150V149H170ZM209 150V149H208ZM225 150V149H224ZM228 150V149H227ZM237 150V149H236ZM249 150V149H248ZM16 151V150H15ZM35 151H36V154L38 155V157L36 158L35 156H33L32 155V157L31 158H28V160H27V163H26V171H27V173H29V174H32L33 172H36V169H38L37 167H35L36 166V161L38 160L39 162H40V164H42L43 166H46V168H47V170L46 171H48V170H58L59 168V166H56V165H54V164H56V160L55 161H52L51 163H53V164H50V162L49 161H42V159H47V158H45V156H44V150H42V148H40L39 146H38V148H37V150L35 149ZM34 151V152H35ZM52 151V150H51ZM51 151H49V152H51ZM55 151V150H54ZM64 151V150H63ZM83 151H85V150H83ZM92 151H94L93 149H92ZM173 151H174V149H173ZM230 151V150H229ZM234 151V150H233ZM31 152H32V150H31ZM91 152V151H90ZM109 152V151H108ZM108 152H105V154L106 153H108ZM111 152V151H110ZM158 152V151H157ZM157 152H153L152 154L153 155H155ZM171 153H173L172 151H170ZM169 152V153H170ZM194 152V151H193ZM192 152V153H193ZM200 152V151H199ZM258 152V151H257ZM16 153V152H15ZM46 153H48V151L47 152H45V154ZM74 153V154H75ZM86 153V152H85ZM117 153V152H116ZM155 153V154H154ZM170 153V154H171ZM234 153H235V151H234ZM241 153V152H240ZM246 153V152H245ZM26 154V153H25ZM49 154V153H48ZM58 154V155H59ZM68 154V153H67ZM89 154V153H88ZM104 154V153H103ZM111 154V153H110ZM109 154V155H110ZM114 154V153H113ZM158 154H159V152H158ZM214 154V153H213ZM217 154V153H216ZM231 154H232V151H231ZM249 154V153H248ZM251 154V153H250ZM259 154V153H258ZM19 155V154H18ZM47 155V154H46ZM54 155V154H53ZM81 155V154H80ZM107 155V154H106ZM105 155V156H106ZM112 155V154H111ZM114 155H116V154H114ZM160 155V154H159ZM172 155H174V154H172ZM171 155V157H173ZM179 155V154H178ZM191 155V154H190ZM196 155H197V153H196ZM242 155V157H243V155L244 154H241ZM246 155V154H245ZM26 156V155H25ZM24 156V157H25ZM50 156H51V154H50ZM73 156V155H72ZM118 156V155H117ZM168 157H169V155H167ZM217 156H219V154L217 155ZM232 156V155H231ZM234 156V155H233ZM232 156V157H233ZM240 156V155H239ZM251 156V155H250ZM254 156V155H253ZM256 156H258L257 154H256ZM27 157V156H26ZM57 157V156H56ZM61 157V156H60ZM111 157V156H110ZM112 157H114V156H112ZM111 157V159H113V164L115 165V160H114V158H112ZM161 157V156H160ZM160 157H157V158H160ZM174 157H175V155H174ZM180 157V156H179ZM236 157V156H235ZM245 157V156H244ZM246 157H248V155L246 156ZM252 157V156H251ZM52 158V157H51ZM59 158V157H58ZM57 158V159H58ZM118 158H119V156H118ZM170 158V157H169ZM202 158V157H201ZM225 158H226V155H225ZM229 158V157H228ZM238 158V157H237ZM17 159V158H16ZM19 159H21V158H19ZM60 159V158H59ZM82 159V158H81ZM104 159V158H103ZM108 159H109V156H108ZM220 159V158H219ZM244 159V158H243ZM251 159V158H250ZM254 159H255V157H254ZM48 160H50V157H49V159ZM53 160V159H52ZM63 160V159H62ZM61 160V161H62ZM90 159H88V161H89ZM94 160V159H93ZM92 160V161H93ZM117 160V159H116ZM165 160V159H164ZM169 160V159H168ZM256 160V159H255ZM259 160H260V158H259ZM60 161V160H59ZM160 162H163V160H159ZM158 160H157V163H160ZM247 161V160H246ZM251 161V160H250ZM19 162V161H18ZM26 162V161H25ZM36 162V163H35ZM106 162V161H105ZM109 162V161H108ZM120 162H124V161H120ZM17 163V162H16ZM68 163V162H67ZM156 163V162H155ZM164 163V162H163ZM163 163H160V165L161 164H163ZM200 163V162H199ZM203 163V162H202ZM201 163V164H202ZM211 163V162H210ZM244 163H245V161H244ZM9 164V163H8ZM57 164H58V162H57ZM90 164H92V163H90ZM119 164V163H118ZM166 164V163H165ZM214 164H215V162H214ZM242 164V163H241ZM250 164V163H249ZM258 164V163H257ZM25 165V164H24ZM59 165V164H58ZM62 165V164H61ZM70 165V164H69ZM108 165H110V163L108 164ZM107 165V166H108ZM157 165V164H156ZM169 165V164H168ZM209 165V164H208ZM244 165V164H243ZM37 166H38V164H37ZM40 166V165H39ZM106 166V167H107ZM120 166V165H119ZM163 166H164V164H163ZM210 166V165H209ZM64 167V166H63ZM110 167V166H109ZM112 167V166H111ZM121 167V166H120ZM191 167V166H190ZM213 167V166H212ZM61 168H62V166H61ZM105 168V167H104ZM108 168V167H107ZM116 168V167H115ZM187 168V167H186ZM203 168V167H202ZM217 168V167H216ZM4 169V168H3ZM63 169V168H62ZM68 169V168H67ZM72 169V168H71ZM77 169V168H76ZM161 169L163 170V169H166V166L164 167V168H162V166H161ZM211 169V168H210ZM262 169V168H261ZM5 170V169H4ZM64 170H66V167H65V169ZM78 170V169H77ZM113 170V169H112ZM173 170V169H172ZM227 170V169H226ZM263 170V169H262ZM15 171V170H14ZM19 171V170H18ZM62 171V170H61ZM109 171V170H108ZM107 171V172H108ZM111 171V170H110ZM109 171V172H110ZM116 171V170H115ZM114 171V172H115ZM118 171V170H117ZM161 171V170H160ZM170 171V170H169ZM256 171V170H255ZM64 172V171H63ZM73 172V171H72ZM80 172V171H79ZM82 172V171H81ZM112 172V171H111ZM162 172V171H161ZM220 172V171H219ZM2 173V172H1ZM7 173V172H6ZM18 173V172H17ZM119 173V172H118ZM171 173H172V171H171ZM199 173V172H198ZM252 173V172H251ZM251 173H249V174H251ZM255 173V172H254ZM21 174V173H20ZM35 174V173H34ZM40 174V173H39ZM58 174V173H57ZM69 174V173H68ZM71 174V173H70ZM109 174V173H108ZM165 174V173H164ZM168 174V173H167ZM196 174V173H195ZM256 174H258V172L256 173ZM255 174V175H256ZM80 175V174H79ZM162 175V174H161ZM208 175V174H207ZM219 175V174H218ZM252 175V174H251ZM3 176V175H2ZM40 176H41V174H40ZM42 176H44V174L42 175ZM47 176V175H46ZM45 176V177H46ZM65 176H66V174H65ZM78 176V175H77ZM83 175H81V176H79V177H82ZM86 177L88 176V175H85ZM158 176V175H157ZM183 176V175H182ZM212 176V175H211ZM225 176V175H224ZM247 176H249L248 174H247ZM261 176H262V174H261ZM20 177V176H19ZM45 177H44V179H45ZM49 177V176H48ZM48 177H46V178H48ZM51 177V176H50ZM79 177H78V180H79V182H80V179H79ZM84 177V176H83ZM85 177V178H86ZM96 177V176H95ZM143 177V176H142ZM222 177V176H221ZM245 177V176H244ZM243 177V178H244ZM252 177H253V175H252ZM66 178V177H65ZM64 178V179H65ZM68 178V177H67ZM66 178V179H67ZM77 178V177H76ZM182 178V177H181ZM192 178V177H191ZM236 178V177H235ZM238 178V177H237ZM242 178V179H243ZM257 178L259 179L260 177H258L257 176ZM257 178H256V181H257ZM5 179V184H6V193H10V192H12V190L14 189V182L12 181V179H10V177H8V176H6V178H4ZM22 179V178H21ZM63 179V178H62ZM74 179V178H73ZM84 179V178H83ZM87 179V178H86ZM143 179V178H142ZM158 179V178H157ZM207 179V178H206ZM225 179V178H224ZM250 179V178H249ZM254 179V178H253ZM1 180V179H0ZM72 180V179H71ZM82 180V179H81ZM91 180H93V179H91ZM95 180V179H94ZM93 180V181H94ZM147 180V179H146ZM145 180V181H146ZM222 180V179H221ZM237 180V179H236ZM251 180V179H250ZM23 181V180H22ZM48 181V180H47ZM74 181V180H73ZM75 181H77V179L75 180ZM74 181V184H76V182ZM93 181H91V182H93ZM97 181V180H96ZM223 181V180H222ZM246 181V180H245ZM2 182V181H1ZM25 182V181H24ZM63 182V181H62ZM69 182V181H68ZM71 182V181H70ZM81 182H83V181H81ZM80 182V183H81ZM91 182H89V183H91ZM150 182V181H149ZM252 182V181H251ZM39 183V182H38ZM86 183V182H85ZM93 183H95V182H93ZM224 183V182H223ZM231 183V182H230ZM254 183V182H253ZM22 184V183H21ZM43 184V183H42ZM45 184V183H44ZM65 184V183H64ZM70 184V183H69ZM96 185H97V183H95ZM190 184V183H189ZM213 184V183H212ZM255 184H256V182H255ZM254 184V185H255ZM259 184V183H258ZM264 184V183H263ZM47 185H49V184H47ZM67 185H68V183H67ZM71 185V184H70ZM69 185V186H70ZM73 185V184H72ZM81 185V184H80ZM91 185V184H90ZM90 185H88V186H90ZM182 185V184H181ZM185 185V184H184ZM220 185V184H219ZM223 185V184H222ZM257 185V184H256ZM44 186V185H43ZM51 186V185H50ZM63 186V185H62ZM74 186H77V184L76 185H73V188H74ZM87 186V187H88ZM92 186V188H93V184L91 185ZM183 186V185H182ZM229 186V185H228ZM21 187H22V185H21ZM71 187V186H70ZM70 187H68V188H70ZM185 187H187L186 185H185ZM207 187V186H206ZM221 187V186H220ZM220 187H219V189H220ZM226 187V186H225ZM254 187V186H253ZM256 187H258V186H256ZM260 187H262V185L260 186ZM259 187V188H260ZM264 187V186H263ZM43 188V187H42ZM56 188H57V186H56ZM60 188V190H57V192H53V196L52 197H54L53 199H50V200H46V203H44V201H43V203L41 204V208H42V206H43V204H44V208H45V210L47 211V213H46V211L45 210H41V208L39 209V212H40V210H41V212L42 211H44V213H46L47 214V216L46 217H44L45 219L43 220V219H41L40 220V218H39V220H37L38 222H36V220H35V226H36V228L34 227V229H36L37 230V236H36V234H35V230L33 229V228H31V229H33L34 231H33V233L35 234V236H34V238L33 239H35L34 241H36V238L38 239V237H39V239H42L41 237H47V238H49L48 236H49V234H50V230H52L53 231V229H58V231L60 230H64L65 232V234H66V237H67V240H68V244L67 243H65V244H67L69 247L71 246V248H73V249H77L78 250V246H79V244H80V242L82 241V239H84V237H86L85 235H86V230L84 229H79V228H74L75 227V225L76 224H78V223H75V222H73V223H75L73 226H72V223H71V218H69V214L70 213H68L69 211V209L68 208H70L74 203L77 205L78 203H76V202H74V201H77V199L76 200H72L73 202H71V206L68 204V201H69V199H70V196H74L73 198L75 199L77 196H76V194H75V192H72L73 194H75V195H70L71 193V190H69V189H66V191H63V189L61 190V188H63V187H58V189ZM65 188H67L66 186H65ZM65 188H64V190H65ZM72 188V187H71ZM70 188V189H71ZM81 188H82V186H81ZM96 188H98L97 189V195H99L100 197V199H103V201H108V200H106V195L107 194H105L104 195V193H102V192H104V191H102V192H99V187H96ZM95 188V189H96ZM243 188V187H242ZM25 189V188H24ZM45 189V188H44ZM48 189V188H47ZM218 189V188H217ZM261 189V188H260ZM259 189V190H260ZM27 190V189H26ZM67 190H69V191H67ZM72 190H75V188L74 189H72ZM79 190V189H78ZM88 190V189H87ZM94 190V189H93ZM102 190V189H101ZM100 190V191H101ZM258 190V189H257ZM44 191V190H43ZM46 191V190H45ZM49 191H51V190H49ZM80 191V190H79ZM78 191V192H79ZM89 191H92V190H90V187H89ZM181 191H183V189L181 190ZM211 191V190H210ZM81 192V191H80ZM88 192V191H87ZM93 192V191H92ZM185 192V191H184ZM195 192V191H194ZM220 192V191H219ZM51 193V192H50ZM83 193V192H82ZM91 193V192H90ZM182 193V192H181ZM186 193V192H185ZM25 194H27V193H25ZM44 194V193H43ZM77 194H79V193H77ZM89 194V193H88ZM214 194V193H213ZM212 194V195H213ZM19 195V194H18ZM52 195V194H51ZM80 195V194H79ZM182 195V194H181ZM207 195V194H206ZM264 195V194H263ZM26 197H28L27 195H25ZM44 196V195H43ZM47 196V195H46ZM49 196V195H48ZM76 196V197H75ZM81 196V195H80ZM84 196V195H83ZM94 196V195H93ZM151 196V195H150ZM161 196V195H160ZM183 196V195H182ZM202 196V195H201ZM21 197V196H20ZM30 197V196H29ZM159 197V196H158ZM24 197H22V199H23ZM45 198V197H44ZM43 198V199H44ZM108 198V197H107ZM156 198V197H155ZM154 198V199H155ZM163 198V197H162ZM180 198H182V197H180ZM205 198H206V196H205ZM211 198V197H210ZM72 199V198H71ZM161 199V198H160ZM24 200V199H23ZM79 200V199H78ZM83 200V199H82ZM157 199H155V201H156ZM159 200V199H158ZM157 200V201H158ZM161 200H163V199H161ZM211 200V199H210ZM21 201V200H20ZM71 201V200H70ZM179 201V200H178ZM208 201H209V198H208ZM78 202V201H77ZM85 201H83V203H84ZM105 202V203H106ZM181 202H182V200H181ZM180 202V203H181ZM215 202H217V201H215ZM214 202V203H215ZM17 203H19V201L17 202ZM21 203V202H20ZM41 203V202H40ZM81 203V202H80ZM79 203V204H80ZM179 203V204H180ZM186 203V202H185ZM211 203H213V202H211ZM210 203V204H211ZM24 204H26V203H24ZM24 204H22V205H24ZM28 204V203H27ZM27 204H26V207H27ZM152 204V203H151ZM154 204V203H153ZM217 204V203H216ZM104 205V204H103ZM105 205H107V204H105ZM182 205V204H181ZM212 205V204H211ZM224 205H226V204H224ZM231 205V204H230ZM75 206V205H74ZM74 206H72V207H74ZM80 206V205H79ZM81 206H82V204H81ZM180 206V205H179ZM194 206V205H193ZM206 206V205H205ZM214 206V205H213ZM18 207H19V205H18ZM29 207V206H28ZM76 207H78V205L76 206ZM188 207V206H187ZM198 207V206H197ZM207 207V206H206ZM210 207V206H209ZM208 207V208H209ZM233 207V206H232ZM30 209H32V207H29ZM37 208H38V206H37ZM43 208V209H44ZM82 208H84V207H82ZM201 208V207H200ZM217 208V207H216ZM227 208H228V205H227ZM74 208H72V209H70V210H73ZM188 209V208H187ZM206 209V208H205ZM226 209V208H225ZM233 209H234V207H233ZM33 210V209H32ZM31 210V214H30V216H37L38 214H39V212H33ZM74 210H76V208L74 209ZM79 210H80V208H79ZM84 210V209H83ZM203 210V209H202ZM30 211V210H29ZM77 211V210H76ZM191 211H193V210H191ZM190 211V212H191ZM206 211V210H205ZM71 212V211H70ZM200 212V211H199ZM207 212V211H206ZM44 213H41V214H43V216H44ZM73 213V212H72ZM74 213H75V211H74ZM82 213V212H81ZM194 213V212H193ZM41 214H39V215H41ZM79 214V213H78ZM195 214V213H194ZM197 214V213H196ZM225 214V213H224ZM231 214V213H230ZM38 215V216H39ZM73 215V214H72ZM76 215V217H77V214H75ZM191 215V214H190ZM193 215V214H192ZM221 215V214H220ZM42 216V215H41ZM70 216H71V214H70ZM78 216H80V215H78ZM204 216V215H203ZM34 217V218H35ZM40 217V216H39ZM72 217V216H71ZM75 217V216H74ZM81 217V216H80ZM248 217V216H247ZM246 217V218H247ZM32 218V217H31ZM194 218H196V216L194 217ZM237 218V217H236ZM33 219V218H32ZM204 220H205V218H203ZM232 219H233V217H232ZM24 220V219H23ZM43 220V221H42ZM73 220H74V218H73ZM72 220V221H73ZM76 220H78L77 218H76ZM192 220V219H191ZM196 220V222L197 221H199L197 218L195 219ZM255 220V219H254ZM26 221V220H25ZM80 221H81V218H80ZM206 221V220H205ZM234 222H235V220H233ZM232 220H231V218L230 217H224L223 219H222V221L220 222V224H218V225H216V227L217 228H215L214 227V229L213 228H210V229H212V231L210 232L209 231V235H208V233H207V237H208V239H211V238H213V237H215V239H216V241L218 240H220V239H224L225 240V237H227V238H229V237H232L233 236V234L235 233H233V225H232V222H233ZM247 221V220H246ZM28 222V221H27ZM34 222V221H33ZM195 222V223H196ZM202 222V221H201ZM218 222H219V220H218ZM257 222V221H256ZM247 222H245L244 224H246ZM253 223H255V222H253ZM258 223V222H257ZM79 224H81V223H79ZM85 224V223H84ZM197 224V223H196ZM213 224V223H212ZM215 224V223H214ZM213 224V225H214ZM235 224V223H234ZM247 224H251V223H247ZM10 225H11V223H10ZM34 225V224H33ZM237 225V224H236ZM252 225H255V224H251V227H252V231H254V228H257L256 227V225L255 226H252ZM79 226V225H78ZM260 226V225H259ZM15 227V226H14ZM57 227V228H56ZM83 227V226H82ZM81 227V228H82ZM213 227V226H212ZM254 227V228H253ZM29 228V227H28ZM84 228H87V227H85L84 226ZM209 229V230H210ZM244 229H246V228H244ZM248 229H250V227L248 228ZM248 229H246V232H247V230ZM258 229V228H257ZM54 230V231H55ZM207 230V229H206ZM241 231L243 230V229H240ZM53 231V232H54ZM59 231V232H60ZM208 231V230H207ZM245 231V230H244ZM251 231V230H250ZM250 231H248V233L250 232ZM250 232V233H253V232ZM52 232V233H53ZM90 232V231H89ZM205 232V231H204ZM246 232L244 233V235L246 234ZM237 233V232H236ZM238 233H239V235H238ZM237 233V235L238 236H242L243 234H241L240 235V232H238ZM243 233V232H242ZM30 234H32L31 232H30ZM54 234V233H53ZM199 234V233H198ZM254 234H256L255 232H254ZM253 234V235H254ZM259 234H260V232H259ZM52 235V234H51ZM59 235V234H58ZM195 235H197V234H195ZM200 235V234H199ZM198 235V236H199ZM198 236H196V237H198ZM246 237H248L247 236V234L245 235ZM245 236L243 237L244 239H245ZM256 236H258V235H256ZM260 236V235H259ZM30 237V238H31ZM36 237V238H35ZM126 237V236H125ZM203 237V236H202ZM250 237H252V234L250 235ZM250 237H248V238H250ZM46 238V239H47ZM54 238V237H53ZM52 238V239H53ZM188 238V237H187ZM200 238V237H199ZM236 238V237H235ZM248 238H246V240L248 239ZM260 238V237H259ZM32 239V240H33ZM56 239V238H55ZM65 239V238H64ZM186 239V238H185ZM193 239V238H192ZM191 239V240H192ZM240 239H242V238H240ZM253 239H255L254 237H253ZM252 238H250V240H253ZM258 239V238H257ZM45 240V239H44ZM49 240V239H48ZM51 240V239H50ZM125 240V239H124ZM198 240V239H197ZM201 240V239H200ZM199 240V241H200ZM203 240H205V239H203ZM212 240H214V239H211V241ZM245 240V241H246ZM261 240V238L258 240L259 242V245H260V243H261V245L263 244L262 242L263 241H260ZM263 240V239H262ZM33 241V242H34ZM84 241V240H83ZM176 241V240H175ZM184 240H182V241H180V242H183ZM194 242L196 241V240H193ZM210 240L208 241V242H211ZM215 241V240H214ZM213 241V242H214ZM215 241V243H217V244H219L218 242H216ZM237 242H238V238H237V240H236ZM240 241H242V240H240ZM192 243V245L193 244H195V243ZM220 242H222V243H224V244H227L226 242H223V240L221 241L220 240ZM242 242H244V241H242ZM46 243V242H45ZM125 243V242H124ZM191 243H189V245L191 244ZM205 243V242H204ZM222 243H220L221 244V246H223L222 245ZM31 244H33V243H31ZM82 244V243H81ZM179 244H181L182 245V243H179ZM186 244H188V243H186ZM211 244H212V242H211ZM216 244V245H217ZM130 245H132V244H130ZM189 245H185L184 247H185V251L187 252V253H189L191 256H193V255H195L194 254V252H196L195 251V246L193 245H191V246H189ZM201 245V244H200ZM206 246V248H207V244H205ZM258 245V244H257ZM26 246H28V245H26ZM35 245H33V247H34ZM127 247L129 246V245H126ZM126 246H124V244H122V245H118L117 246V254H119L118 253V251H122V252H124V251H126L127 250V247ZM198 246V245H197ZM209 246H211L210 244H209ZM213 246V245H212ZM219 245H217V247H218ZM221 246H219V248L221 247ZM227 246V245H226ZM256 246V245H255ZM30 247H31V245H30ZM29 247V248H30ZM33 247H32V250H33ZM81 247V246H80ZM79 247V248H80ZM83 247V246H82ZM179 247H180V245H179ZM183 247V248H184ZM216 247V246H215ZM216 247V248H217ZM257 247V246H256ZM84 248V247H83ZM116 248V247H115ZM201 248V247H200ZM205 248V249H206ZM213 248V247H212ZM211 248V249H212ZM219 248H218V253L217 252H215V253H217V254H219ZM224 248H225V245H224ZM68 249H70V248H68ZM75 249V250H76ZM81 250H82V248H80ZM204 249V250H205ZM222 249H223V247H222ZM221 249V251L223 252V250ZM31 249H30V252L32 251ZM70 250H72V249H70ZM74 250V251H75ZM80 250V251H81ZM84 250V249H83ZM183 251H184V249H182ZM196 250H199V248H197L196 247ZM208 250H210V249H208ZM213 250H215V249H213ZM257 250V249H256ZM259 250V251H258ZM258 250L256 251V254L255 255H257V259H258V257L259 258H261L262 256L264 257V245H263V247L261 246H259L258 247ZM116 251V250H115ZM184 251V252H185ZM200 251V250H199ZM199 251L197 252V253H199ZM215 251H217V249L215 250ZM224 251H226L225 249H224ZM228 251V250H227ZM226 251V252H227ZM34 252H35V250H34ZM55 252V251H54ZM73 252V251H72ZM84 252V251H83ZM127 252V251H126ZM125 252V253H126ZM201 252H203L202 250H201ZM200 252V253H201ZM209 252V251H208ZM212 254H213V252H212V250L210 251ZM222 252H221V254H222ZM58 253H59V251H58ZM75 253V252H74ZM81 253H82V251H81ZM181 253H183V252H181ZM186 253V254H187ZM196 253V254H197ZM210 253V254H211ZM224 253V252H223ZM229 253V252H228ZM227 253V254H228ZM253 253H254V251H253ZM32 254V253H31ZM78 255H79V251H78V253H77ZM113 254H114V252H113ZM121 254V253H120ZM168 254V253H167ZM217 254H215V255H217ZM221 254H219V256L217 255L216 257H215V255H214V257L215 258H219L220 257V255ZM224 254H226V253H224ZM224 254H222V257L223 258H226V257H229L228 255H224ZM231 254V256L233 257L234 255H232V253H230ZM75 255V254H74ZM81 255V254H80ZM159 255V254H158ZM202 255V254H201ZM224 255V256H223ZM249 255V254H248ZM56 256V255H55ZM88 256V255H87ZM196 256H199V255H196ZM195 256V257H196ZM205 256V255H204ZM230 256V257H231ZM246 256V255H245ZM72 257V256H71ZM117 257V256H116ZM183 257V256H182ZM190 257V256H189ZM194 257V256H193ZM193 257H191V258H193ZM229 257V258H230ZM231 257V258H232ZM262 257V258H263ZM56 258V257H55ZM82 258H83V254H82ZM85 258V257H84ZM87 258V257H86ZM85 258V259H86ZM113 258V257H112ZM203 258V257H202ZM214 258V259H215ZM217 258V260L218 261H220L221 259H218ZM235 258V259H234ZM256 258H255V260L254 261H256ZM261 258V259H262ZM57 259V258H56ZM88 259V258H87ZM93 259V258H92ZM183 259H185V258H183ZM187 259V258H186ZM185 259V260H186ZM198 259V258H197ZM197 259L195 260V264H196V261H197ZM208 259H210V258H208ZM213 259V258H212ZM227 259L228 258H226V262L225 261H223V262H225L224 264H240L241 262H242V259L239 257V256H237V257H233V260H231V259H229V261L230 262H227ZM260 259V260H261ZM83 260V259H82ZM89 260V259H88ZM56 261V260H55ZM191 260H189V262H190ZM193 261V260H192ZM201 260L199 259V262H200ZM245 262V261H244ZM261 262H262V260H261ZM48 263V262H47ZM89 263V262H88ZM188 263V262H187ZM186 263V264H187ZM191 263V262H190ZM193 263V262H192ZM206 263V262H205ZM216 263H218V262H216ZM215 263V264H216ZM243 263V262H242ZM256 263H258L257 261H256ZM263 263V262H262ZM30 264V263H29ZM86 264V263H85ZM194 264V263H193ZM212 264V263H211ZM220 264H222V263H220ZM245 264V263H244Z\"/></svg>",
    "mask_w": 264,
    "mask_h": 264
}]
</instances>
